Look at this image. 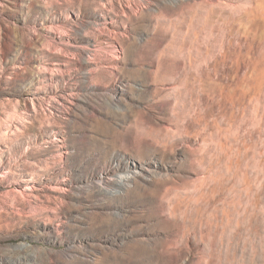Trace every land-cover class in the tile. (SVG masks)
<instances>
[{"label": "rangeland", "instance_id": "1", "mask_svg": "<svg viewBox=\"0 0 264 264\" xmlns=\"http://www.w3.org/2000/svg\"><path fill=\"white\" fill-rule=\"evenodd\" d=\"M0 264H264V0H0Z\"/></svg>", "mask_w": 264, "mask_h": 264}, {"label": "bare ground", "instance_id": "2", "mask_svg": "<svg viewBox=\"0 0 264 264\" xmlns=\"http://www.w3.org/2000/svg\"><path fill=\"white\" fill-rule=\"evenodd\" d=\"M133 176L134 175H131V174H128V173L127 174H122L116 179V182L118 183V185H120L122 187Z\"/></svg>", "mask_w": 264, "mask_h": 264}]
</instances>
